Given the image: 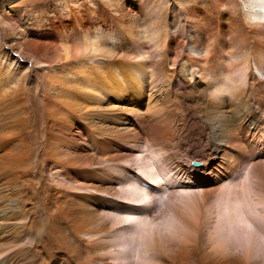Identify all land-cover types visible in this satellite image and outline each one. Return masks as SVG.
Listing matches in <instances>:
<instances>
[{
  "label": "bare ground",
  "instance_id": "obj_1",
  "mask_svg": "<svg viewBox=\"0 0 264 264\" xmlns=\"http://www.w3.org/2000/svg\"><path fill=\"white\" fill-rule=\"evenodd\" d=\"M243 2L54 0L8 28L29 65L3 38L0 264H264V0ZM187 144L202 168L172 166Z\"/></svg>",
  "mask_w": 264,
  "mask_h": 264
},
{
  "label": "rangeland",
  "instance_id": "obj_2",
  "mask_svg": "<svg viewBox=\"0 0 264 264\" xmlns=\"http://www.w3.org/2000/svg\"><path fill=\"white\" fill-rule=\"evenodd\" d=\"M53 1L54 0H0V42L3 40V38L9 37L8 46H7L8 48L6 49V52L8 53L10 58H13V59H18V56H20L21 60L18 59V61L25 68H28V65H29L28 57L24 56L23 53L20 52L17 48H13L11 46L12 45V40L10 38L11 37V35H10L11 29L9 30L8 28L16 27L19 24V20L21 18V15L22 16L24 14L26 15L28 12L35 10L37 8H40L42 6H47V5H49L50 2H53ZM201 1L202 0H197V1L191 0V3L192 4L194 3V5H198V3ZM239 2L243 3L242 6L244 9H246L243 0H239ZM128 5L131 6V3L128 2ZM134 19H135L134 22H135V24L137 23L136 25L138 27H140V26L144 27L145 26L146 21H145V19L143 20V16L140 17V15L138 14L137 17H134ZM168 20L171 22L170 23L171 24L170 32L173 33L176 30L177 23H175L174 17H170L169 15H168ZM140 37H142V34L140 35ZM46 86L47 85H46V81H45V76H43L42 74L34 75V77H32V79H30L29 81L27 80L26 84L24 85V88L26 89L25 95L27 97L29 105L31 104L30 108L32 111H33L34 107H36L38 110H40V104L42 101V97L46 91ZM152 93H155V90H153ZM144 96H146V94ZM166 104L168 105V106L167 105L166 106L169 107L168 109H170V110H173L175 108V105H173L174 101H168V102H166ZM169 105L171 106V108ZM43 122H44V118L42 116H39L37 122H36V119L32 118V126H33L32 149L33 150L31 152V155H32V165H31L32 167L31 168L33 170L35 169L36 164H38L40 162L36 159V152H37L36 150H38V148H39V141H38V138H36L37 137L36 130L41 126V123H43ZM35 125H36V127H35ZM129 126L132 127L133 125L130 124ZM131 133L136 134V130L132 129ZM262 141H264V140H262ZM203 145L204 144L200 145V147L198 145V147H196L194 149L195 152H197V153L199 152V153L204 154L206 152V148L204 147L205 145L204 146ZM201 146H203L204 148ZM190 149H192V148L189 147V144L182 146L180 149L176 148V150H178V152H179V155H172L174 158L172 156H170V161L172 163V166L175 167V165L177 166V165H181V164L189 165L190 160H192V165L198 164L196 166L194 165V167L202 168L203 165L201 162L193 161L194 159H193L192 151ZM259 150H264V146H261L260 148H258L257 151H259ZM93 153L94 152H92V155H93ZM171 154H173V153L171 152ZM166 155L168 156L169 154L166 153ZM179 156H181V157H179ZM177 159H178V161H176ZM35 160L37 162H34ZM132 162L135 163L134 164L135 174H136V172L139 174L141 173L144 176V178H147V176H149L148 173H149L150 169H146V166L151 165L153 162L156 163L157 160L155 157L152 158L150 156V152L148 151V152H144L143 155L140 156V159L139 160L137 159V162L135 160H132ZM156 165L157 164H155V166ZM144 169H146V170L143 171ZM140 170H142V172ZM138 171H140V172H138ZM244 173H245V170L242 171V174H244ZM135 174L133 173V175H135ZM243 178L241 180H243ZM95 182H96L95 185H101L102 184L101 182H103V181L98 182V180H97ZM126 190H128V189L126 188L125 190H121L122 193L120 192L118 197L116 196V198L122 197V199H125V197L127 196ZM161 198L162 197H158L155 201L157 211H161V209L159 207L161 204H163L162 202L165 200L164 198L163 199H161ZM119 200H121V199H119ZM125 201H127V200H125ZM128 238H129L128 244L125 245L124 247L120 246V248H118V249H120L122 251L123 250L128 251L131 249L130 253L132 255V251L134 252L136 250L135 245H137V244H135L132 234H130L128 236ZM133 247H134V249H133ZM134 257L135 256L132 255L131 258H128L127 260H125L124 261L125 264H137L138 260L136 257L135 258Z\"/></svg>",
  "mask_w": 264,
  "mask_h": 264
}]
</instances>
